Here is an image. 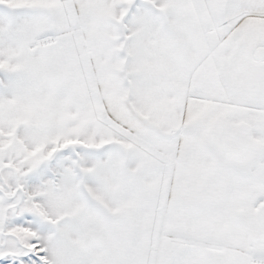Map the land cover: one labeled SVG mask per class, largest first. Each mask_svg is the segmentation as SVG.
<instances>
[{
	"label": "snow or ice",
	"instance_id": "6c2138e0",
	"mask_svg": "<svg viewBox=\"0 0 264 264\" xmlns=\"http://www.w3.org/2000/svg\"><path fill=\"white\" fill-rule=\"evenodd\" d=\"M0 264H264V0H0Z\"/></svg>",
	"mask_w": 264,
	"mask_h": 264
}]
</instances>
